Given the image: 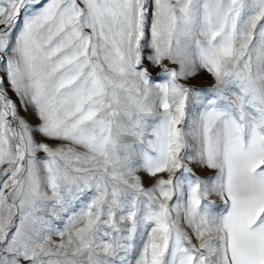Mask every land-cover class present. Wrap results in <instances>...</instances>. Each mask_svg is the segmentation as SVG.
Wrapping results in <instances>:
<instances>
[{"label": "snow or ice", "instance_id": "snow-or-ice-1", "mask_svg": "<svg viewBox=\"0 0 264 264\" xmlns=\"http://www.w3.org/2000/svg\"><path fill=\"white\" fill-rule=\"evenodd\" d=\"M0 264H264V0H0Z\"/></svg>", "mask_w": 264, "mask_h": 264}, {"label": "rangeland", "instance_id": "rangeland-1", "mask_svg": "<svg viewBox=\"0 0 264 264\" xmlns=\"http://www.w3.org/2000/svg\"><path fill=\"white\" fill-rule=\"evenodd\" d=\"M203 83H210L211 82V78H208L207 80H204V81H202ZM10 95H11V93H10ZM13 99H15V97H13ZM22 115H24V113H21ZM29 119H32L31 117H28ZM151 183H152V181H149V180H147V179H145V186L146 187H148V186H150L151 185Z\"/></svg>", "mask_w": 264, "mask_h": 264}]
</instances>
